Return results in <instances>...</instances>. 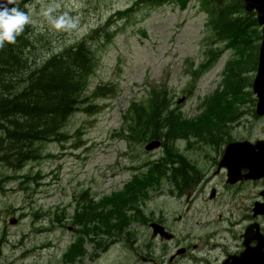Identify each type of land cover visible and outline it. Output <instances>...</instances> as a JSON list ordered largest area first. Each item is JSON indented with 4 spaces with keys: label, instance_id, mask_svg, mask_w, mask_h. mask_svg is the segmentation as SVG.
<instances>
[{
    "label": "rangeland",
    "instance_id": "obj_1",
    "mask_svg": "<svg viewBox=\"0 0 264 264\" xmlns=\"http://www.w3.org/2000/svg\"><path fill=\"white\" fill-rule=\"evenodd\" d=\"M133 2L36 0L27 8L35 34L36 49L28 54L32 62L41 61L47 55L58 53L87 37L96 50L99 63L85 94L109 84H116L117 93L112 91L111 97L92 99L100 109L98 113L94 109L91 110L95 113L80 111L68 120L64 129L68 134L66 141L43 147L45 155L54 157L35 160L20 171L0 166V176H16L7 183L6 190L0 189V237L4 239V242L0 241V264H59V258L52 253L50 244L64 238L66 247L75 233L66 226L59 229L57 225L53 234L45 232L53 228L52 221L47 224L51 217L47 216V212L53 213L58 206L72 201L73 196L82 190L88 189L102 196L115 188L119 189L133 174L126 165H137L162 155V150L146 153L142 146L137 145L133 146L134 152L124 153V140L117 135L122 115L130 104L146 98L151 85L163 84L169 87L174 102L186 95L187 101L180 110L187 116L194 115L197 104L215 88L209 84L210 81L232 56V52H226L219 63L193 85L190 76L184 72L188 65L185 60L191 59L194 67L198 68L206 49L204 39L211 36L209 29L206 30V15L196 8L199 0L191 1L185 11L173 3L152 8L141 7L143 4H140L138 8H141L127 14L126 19L116 18L107 23L111 16L127 9ZM49 9L53 19L65 17L74 26L53 27L43 15ZM97 30H100L98 34ZM147 82H150L148 87ZM191 85L193 87L189 89ZM73 149H77L81 155L68 153ZM116 165L120 167H113ZM39 171L45 176L44 183L35 191H26L21 183L23 176H38ZM31 186L33 188L35 185ZM168 200L150 204V209L165 207L171 210L172 205ZM249 203L245 202L246 205ZM211 209L214 210V207ZM23 214L25 217H21ZM14 218L20 219L16 225L9 222ZM42 223L51 227H43ZM89 243L86 246L88 255L80 264H134L118 245L104 253ZM13 245H17V248L14 249ZM34 246L39 249L22 253L24 249L30 250Z\"/></svg>",
    "mask_w": 264,
    "mask_h": 264
},
{
    "label": "trees",
    "instance_id": "obj_2",
    "mask_svg": "<svg viewBox=\"0 0 264 264\" xmlns=\"http://www.w3.org/2000/svg\"><path fill=\"white\" fill-rule=\"evenodd\" d=\"M205 2L211 5L212 16L218 15L215 23L219 30L218 37L226 39L239 55L237 60L229 65L226 90L221 95L235 98L251 96L252 93L245 91L243 85L249 84L251 88L252 79L247 73L255 70L258 51L253 45L254 39L247 40L241 35L239 37L236 35L237 25L243 26L244 29L247 26L250 30L253 29L250 23L245 25V21L241 19L237 23V17L243 13V4L241 0ZM237 13L240 16H234ZM22 33V36H18L21 37L20 43L0 49V161L13 166L28 160L29 154L36 153L38 150L36 143L56 134L68 116L75 111L88 79L91 66L89 58L92 60L90 51L84 45H79L52 57L41 67L31 69L28 66L27 71L29 62L26 49L31 41L25 37L24 32ZM164 100V96L157 95L149 107L135 113L136 121L139 123V125L136 123L133 129L135 137L139 135L142 139L146 135L159 137L163 133V131L159 133L157 117L162 113ZM171 124L175 125V117ZM195 126L193 123L177 126L179 129L177 134H174L170 127L169 134L187 136L186 134ZM168 157L166 162L153 166V172L146 184H157L159 187L164 176L175 172V163L181 159L180 153L176 150ZM172 175L176 176L175 173ZM146 184L138 183L136 186L144 187ZM137 195H131V192L115 194L101 203L102 210L91 208L89 212L83 214L86 220L83 224L84 231L90 234L105 229L98 226L91 228L87 225V222L100 216L104 217V226L107 228L111 226L114 217L119 216L122 220L127 213L120 210L118 214L115 209L131 207L136 202ZM142 196L145 197L144 194ZM79 247V250L73 251L74 254L83 253L80 245Z\"/></svg>",
    "mask_w": 264,
    "mask_h": 264
},
{
    "label": "flooded vegetation",
    "instance_id": "obj_3",
    "mask_svg": "<svg viewBox=\"0 0 264 264\" xmlns=\"http://www.w3.org/2000/svg\"><path fill=\"white\" fill-rule=\"evenodd\" d=\"M258 140H264L258 139ZM217 148L213 153L214 164L216 161L219 162L223 156L225 147L230 143H242L249 141L251 143L259 142L257 140H251L242 135H235L234 138H230L228 135L223 134L219 138L215 139ZM239 164L232 165V173L237 174ZM225 178L224 180L216 185L214 188L206 190V185H198L195 193L191 195V201L187 204L184 203L180 213H178L173 220L159 217L154 222L162 224L169 231L174 229H182L181 231L176 230L175 238L169 242L168 246H162V249L168 248L169 246L174 247V252L170 254L167 259H162L159 256V252L154 253L155 257H141L140 264H222L223 261L229 256L239 254L243 249L245 238L243 234L246 232L249 225H252V233L250 239V246L255 247L258 243L256 239V233L259 230L260 235H264V216L254 214V207L256 203L264 200V180H239L235 183L228 181V172L223 171ZM221 171H216V175L220 174ZM246 169H241V176L247 174ZM208 181H216V176L211 175V172L207 173ZM249 187V192L248 188ZM225 193L229 201L234 206V213L232 216L228 214L225 221L228 225L223 228H218L220 222L215 223L212 219L207 221L197 218L195 223L191 221V217L197 216L198 214H204V211H198L193 207L194 202L201 201L203 204H207L209 201H215L219 196ZM189 194V193H188ZM242 201V202H241ZM243 201H251V204L245 205ZM238 215L234 216V215ZM221 216V215H220ZM229 216L231 218H229ZM151 223L142 225L143 228L149 232V238H153V229L150 227ZM209 240L206 243L204 241ZM215 241L214 245L211 246L210 250H207V245L211 241ZM155 244H165L164 241L158 236ZM235 246V249L231 251V248ZM207 250L208 258L203 259L198 257V253ZM217 250L222 257H217L215 262H212V253ZM179 251L181 253L179 254Z\"/></svg>",
    "mask_w": 264,
    "mask_h": 264
},
{
    "label": "clouds",
    "instance_id": "obj_4",
    "mask_svg": "<svg viewBox=\"0 0 264 264\" xmlns=\"http://www.w3.org/2000/svg\"><path fill=\"white\" fill-rule=\"evenodd\" d=\"M16 2L17 0H0V47L5 42L15 43L17 36L24 31L25 25L33 23L30 14H25L15 7H8ZM50 11L51 9L45 11L43 15L49 19L53 27L63 28L65 26H74L65 17L53 19L49 15Z\"/></svg>",
    "mask_w": 264,
    "mask_h": 264
},
{
    "label": "water",
    "instance_id": "obj_5",
    "mask_svg": "<svg viewBox=\"0 0 264 264\" xmlns=\"http://www.w3.org/2000/svg\"><path fill=\"white\" fill-rule=\"evenodd\" d=\"M247 5V9L253 11L257 9L259 15V21L264 25V0H244ZM254 91L259 97L258 107L259 112H264V41L261 48L260 65L257 78L254 82ZM251 258L242 264H250ZM258 264H264V257L258 261Z\"/></svg>",
    "mask_w": 264,
    "mask_h": 264
}]
</instances>
